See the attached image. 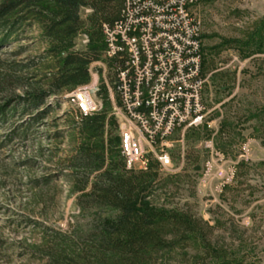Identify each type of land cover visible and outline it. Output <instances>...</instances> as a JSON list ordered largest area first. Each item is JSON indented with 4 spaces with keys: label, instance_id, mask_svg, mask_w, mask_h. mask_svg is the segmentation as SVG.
<instances>
[{
    "label": "rangeland",
    "instance_id": "374dc122",
    "mask_svg": "<svg viewBox=\"0 0 264 264\" xmlns=\"http://www.w3.org/2000/svg\"><path fill=\"white\" fill-rule=\"evenodd\" d=\"M90 9L80 10L85 22ZM192 12L202 26L207 115L184 135L175 131L172 167H159L142 202L194 214L215 252L206 256L198 236L188 248L160 251L155 264H196L201 256L209 264H264V0H199ZM84 35L85 30L78 33L72 50L87 47ZM51 47L33 23L20 42L0 48V103L10 99L21 107L28 94L49 90L48 77L57 63L48 56ZM103 54L100 88L104 69L110 84L115 77ZM13 62L37 66L17 74L22 81L5 82ZM76 88L47 96L38 110L17 109L0 125V264H100L103 258L91 239L114 211L95 202L82 184L87 172L73 166L85 148L101 140L82 130L81 115L67 102ZM100 99L105 104L103 92ZM109 100V113L118 122L114 104L119 97L114 93V101ZM48 106L51 111L29 127V117ZM210 138L226 161L236 164L229 185L213 178L202 182L211 155L201 144ZM104 140H114L120 149L119 129L105 133ZM242 152L248 161L239 160Z\"/></svg>",
    "mask_w": 264,
    "mask_h": 264
},
{
    "label": "trees",
    "instance_id": "16d2710c",
    "mask_svg": "<svg viewBox=\"0 0 264 264\" xmlns=\"http://www.w3.org/2000/svg\"><path fill=\"white\" fill-rule=\"evenodd\" d=\"M84 7L93 10L86 22L80 16ZM118 13L119 4L114 0H0V48L20 42L27 28L38 23L45 38L52 43L48 56L57 60L56 71L48 77L49 90L28 94L21 99V107L20 103L10 99L0 103V125L17 109L22 112L38 110L47 96L88 83L90 64L101 59L105 50L102 25L116 19ZM82 30L88 34L89 43L84 50H72L74 39ZM32 66L37 63L13 62L3 81H22L17 74ZM102 92L106 97L104 110L81 116L82 130L101 140L97 145L85 148V153L73 165L87 172L82 184L90 188L95 202L114 211V215L92 235L93 249L103 257L100 264H155L160 251L175 246L188 248L198 236L204 241L203 253L212 255L215 251L207 236V228L194 214L180 210L161 211L142 202L158 176L159 165L151 162L147 171L127 170L115 141L105 144V133L112 135L118 129V122L109 113L111 101L104 84L100 94ZM51 109L48 106L39 115L30 116L29 127L38 123ZM90 174H95L93 180ZM196 264L209 263L201 256Z\"/></svg>",
    "mask_w": 264,
    "mask_h": 264
},
{
    "label": "built area",
    "instance_id": "2783aa9c",
    "mask_svg": "<svg viewBox=\"0 0 264 264\" xmlns=\"http://www.w3.org/2000/svg\"><path fill=\"white\" fill-rule=\"evenodd\" d=\"M118 17L102 25L103 59L115 77L105 86L114 104L120 134V154L130 171H147L151 162L172 167V137L201 126L206 118L202 26L192 12L199 0H114ZM92 9H90L91 11ZM84 43L89 42L84 35ZM105 68V66H104ZM90 80L67 95L79 115L103 109L100 99V60L89 66ZM202 147L210 153L203 181L216 179L221 186L236 177V164L226 161L213 138ZM247 152L239 160L248 161ZM238 164V163H237Z\"/></svg>",
    "mask_w": 264,
    "mask_h": 264
}]
</instances>
